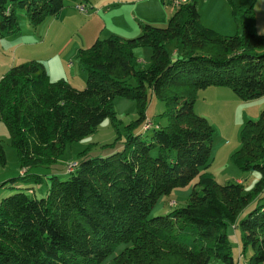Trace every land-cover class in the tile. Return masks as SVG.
<instances>
[{
	"label": "trees",
	"instance_id": "trees-1",
	"mask_svg": "<svg viewBox=\"0 0 264 264\" xmlns=\"http://www.w3.org/2000/svg\"><path fill=\"white\" fill-rule=\"evenodd\" d=\"M65 1L0 0V36L20 30L17 8L36 28ZM228 2L233 18L243 14L234 34L205 26L197 0H188L173 8L165 26L140 23L134 37L110 34L79 48L82 88L51 80L36 60L1 75L0 122L20 172L0 186L16 178L38 182L40 175L28 173L30 168L48 167L65 144L93 133L106 117L116 127L115 97L135 100L137 117L125 126L121 148L81 156L64 169V179L48 173L44 195L34 197L25 187L0 198V264H99L120 242L130 245L114 255L116 264H211L213 259L237 264L228 224L240 230L241 253L252 251L246 264H263L264 202L238 217L264 190V109L244 122L240 146L230 154L240 171L259 173L248 191L241 182L220 183L205 170L214 130L193 110L197 91L209 86L227 87L241 100L264 95V34L254 29V0L247 6ZM173 38L180 50L171 56L165 42ZM143 46L151 50L149 64L138 68L134 49ZM147 88L165 105L164 126L149 120L140 128ZM194 178L183 206L148 216L160 195Z\"/></svg>",
	"mask_w": 264,
	"mask_h": 264
},
{
	"label": "rangeland",
	"instance_id": "rangeland-1",
	"mask_svg": "<svg viewBox=\"0 0 264 264\" xmlns=\"http://www.w3.org/2000/svg\"><path fill=\"white\" fill-rule=\"evenodd\" d=\"M119 2H123V0L113 1L111 2L110 5H105V7H103L100 4H98V0H96L94 4H92L94 8L93 7L91 8L93 12L90 15L99 16L100 10L101 11L105 10L107 7L112 8L115 5H117ZM127 9H128L127 6H122L121 8L122 18L125 17L127 18ZM19 14H22L26 18L24 9L17 8L16 9L17 19L19 18ZM82 16H86V14L82 12ZM95 20L96 22H94V24L91 23L88 29H90V32L92 31V33L98 32L99 37H95L91 41V43L97 38L102 39L110 35L111 31L109 30L111 28H117V30L119 29L117 27L119 24L118 21H116L115 23L112 22V20L108 22L107 21L104 22L102 19L101 20L95 19ZM143 23L146 22L143 21ZM114 24H116V26H114ZM153 26L162 27L161 25H153ZM117 30H113V31L115 32ZM238 31H240V29ZM165 46L171 56H174V52L177 49V47L180 50V47L177 44V40L174 38L165 42ZM24 49L27 56V51L28 52L31 51L30 47H27V43ZM18 53L19 52H17V54ZM134 53H137L139 56L142 55L143 53L147 54V59L138 60V68H146L149 64V59L151 54L150 48L146 46L137 47L134 49ZM178 54H180V52ZM76 59H77V54H76ZM129 82L131 84H134L133 78H129ZM217 87H221V86H217ZM224 89L231 91L227 87H224ZM199 91L200 90L197 91V94L199 93ZM146 92H147V102H146V110H145L146 118L148 119L150 118L149 120L153 122V124H161L162 126H164L166 124V120L164 117L160 116V113H162V111L165 108L164 103L162 101H159L149 88H147ZM222 98L223 96L214 94L206 97L204 100H202L197 96L195 99L197 103L194 108V112L200 116L205 117V119L209 122V124L213 127L214 130L212 137V144H211V152H210L211 161H210V165L205 170L210 172L214 176V178L220 183L233 182L234 177H232L231 180L227 181L228 176H234L232 170L238 173H243L245 177L243 182L244 189L245 191H248L253 187L254 183L256 182L255 180L253 181V178L255 177L259 178V173L255 171L252 172L240 171L239 169L235 168L233 163L230 161V154L232 151L230 152V154L229 151L232 150L233 148L237 149L240 146L239 132L244 122L248 119L255 120L258 117L259 111H261L262 108L264 109V107L262 108L260 107V109H258L259 107L257 105L259 103L257 102L258 101L257 98L251 100L240 99L241 101L239 103L241 104L239 106L224 103L222 101L224 99ZM113 106L115 110V121H116L117 129L114 126L112 118L110 117L104 118L101 121V123H99L97 129L93 133L85 135L76 141H71L65 144L61 152L50 163L48 167L35 166L30 168L28 173L32 172L40 175L41 178L38 182H34L31 179L22 181L17 178L13 182H6L4 185L0 186V198L2 196L17 191L19 188H25V187H28L30 190L28 194L33 195L34 197H40L45 194V190L48 185V179L46 176L48 173L54 172L57 174L58 179H64L67 177V174L64 173L65 166L70 163L76 162L81 156L83 155L99 156V155L109 154L110 152H113V150L121 148L122 142L126 134L125 126L129 124L131 121L135 120L137 117L136 101L130 98L117 96L113 99ZM148 132L149 130H147L146 133L143 132V134L147 135ZM0 145L2 147L4 154V162L0 163V178H2L0 179V183H1L2 181L7 180L11 177H17L18 173L20 172L16 152L14 148L10 145L8 133L2 122H0ZM236 149H234L233 151H235ZM152 154L153 155L156 154V149L152 151ZM195 181L196 178L191 180L185 186H178L173 188L169 194L160 195L156 199L148 216L153 217L155 215L164 214L172 210L173 208L183 206L188 199V196L192 190ZM263 197L260 200L251 201L240 212L238 219L245 216L246 213L250 209H252L257 202H264ZM170 201L174 202V204L169 205ZM226 233L230 241L231 255L233 256L234 260L237 262L238 243L240 242V230L237 226L228 224V226L226 227ZM129 245L130 243L128 242H120L114 247L113 251L109 253L99 264H116L113 260L114 255H116L118 252H120L122 249H124ZM251 252L252 251L250 248L246 249L244 253L245 260H247ZM211 264H224V263L220 260L213 259L211 261Z\"/></svg>",
	"mask_w": 264,
	"mask_h": 264
},
{
	"label": "crops",
	"instance_id": "crops-1",
	"mask_svg": "<svg viewBox=\"0 0 264 264\" xmlns=\"http://www.w3.org/2000/svg\"><path fill=\"white\" fill-rule=\"evenodd\" d=\"M95 1L66 0L58 14L45 18L37 28H32L26 18L19 14L20 30L13 35L0 36V77L13 65L33 59L43 64L51 80L62 78L72 86L82 88L85 85V73L79 62H77L76 54L79 48L89 46L95 37H99L98 32L92 33L88 29L91 23L94 24L96 22L95 19H102L104 22L112 20L115 23L118 21L117 27L119 29L111 28L109 30L111 34H117L122 37H134L140 32V23L145 21L151 25L165 26L174 10L168 5V0H123V2H119L112 8L107 7L105 10H100L99 16L90 15L93 12L91 8ZM113 1L117 0H98V4L105 7V5H110ZM231 1L237 5L247 6L251 0ZM77 3H83L88 7V11L85 13L86 16H82V12L76 8ZM122 6L128 7L127 18H122L121 16ZM197 9L201 22L222 34H234L241 27L243 14L238 12L233 18L228 0H197ZM253 9L255 14V32L264 34V0H254ZM113 30L117 31L114 32ZM26 43L27 47L31 49V51H27V56L24 49ZM17 52L19 53L17 54ZM135 54L138 60L147 59L146 53L140 56L137 53ZM214 94L223 96L222 99L224 100L222 101L224 103L237 106L241 104L239 103L241 100L232 91H228L224 87L209 86L200 89L197 97L204 100ZM257 99L259 103L257 105L258 109L264 107V95ZM196 103L195 101L193 110ZM149 119L146 118V121H149ZM142 127L143 125L140 126V128ZM234 149L236 148L230 150L229 154ZM232 172L234 176H228L227 181L234 177L233 182H244L243 173L233 170ZM257 179L255 177L253 181H257ZM263 195L264 193L262 192L257 199ZM237 254V264H246L247 260H245L244 254L240 251V242L238 243Z\"/></svg>",
	"mask_w": 264,
	"mask_h": 264
},
{
	"label": "built area",
	"instance_id": "built-area-1",
	"mask_svg": "<svg viewBox=\"0 0 264 264\" xmlns=\"http://www.w3.org/2000/svg\"><path fill=\"white\" fill-rule=\"evenodd\" d=\"M168 1H169V3H170L171 7H172V8H175V7L179 6L180 4L187 2L188 0H168ZM76 8H77L80 12H83V13H86V12L88 11V7H87L85 4H83V3H77V4H76ZM149 125H150V121H145L143 127L146 128V127H148ZM74 164H75V162L66 165V166H65V169H66V170H70V169L74 166ZM170 204H174V202L170 201V202H169V205H170Z\"/></svg>",
	"mask_w": 264,
	"mask_h": 264
}]
</instances>
